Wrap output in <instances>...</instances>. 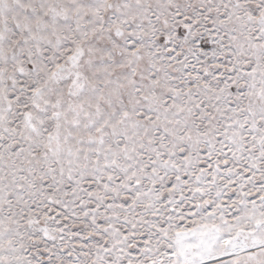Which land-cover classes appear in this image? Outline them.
I'll use <instances>...</instances> for the list:
<instances>
[{
    "label": "snow or ice",
    "instance_id": "obj_1",
    "mask_svg": "<svg viewBox=\"0 0 264 264\" xmlns=\"http://www.w3.org/2000/svg\"><path fill=\"white\" fill-rule=\"evenodd\" d=\"M0 264H264V0H0Z\"/></svg>",
    "mask_w": 264,
    "mask_h": 264
}]
</instances>
